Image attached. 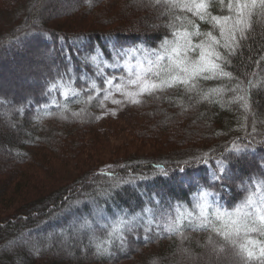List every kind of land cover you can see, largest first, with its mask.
Listing matches in <instances>:
<instances>
[{"label":"trees","instance_id":"trees-1","mask_svg":"<svg viewBox=\"0 0 264 264\" xmlns=\"http://www.w3.org/2000/svg\"><path fill=\"white\" fill-rule=\"evenodd\" d=\"M47 2L0 0V142L7 144L0 153L8 158L0 160V264H204L214 234L188 226L187 219L183 236L165 228L176 208L194 210L202 191L212 193L208 202L225 211L249 194L259 203L264 16L252 18L234 53L216 48L227 61L216 63L230 76L205 79L212 76L206 72L191 90L164 87L128 106L137 115L133 137L151 145L153 155L124 151L102 168L97 154L105 153L99 141L109 88L104 80L118 82L139 70L138 61L146 65V51L173 38L169 17L151 0H78L52 15ZM205 3L210 15H230L229 0ZM177 15L178 28L195 33L198 26L201 35L191 37L193 44L208 32L222 41L207 15L201 20L184 9ZM91 56L103 62L102 75ZM61 77L84 90L79 98L50 91ZM93 80L98 90L89 91ZM120 221L123 229L110 235ZM249 237L264 243L258 233ZM108 239L114 242L110 252L98 253L96 245ZM72 248L77 253L69 257L64 251ZM232 252L229 245L214 256L220 260Z\"/></svg>","mask_w":264,"mask_h":264},{"label":"snow or ice","instance_id":"snow-or-ice-1","mask_svg":"<svg viewBox=\"0 0 264 264\" xmlns=\"http://www.w3.org/2000/svg\"><path fill=\"white\" fill-rule=\"evenodd\" d=\"M151 3L153 6L162 8L161 14L169 17L167 27L170 29L173 38L162 41L158 49L147 50L144 57L146 65L144 62H137V68L140 70L134 74V78L127 80V84L135 85L137 91L124 90V77L120 78L121 83L115 85H113L115 77L105 78L104 80L105 83L120 91L122 95L130 97L131 103H140L137 97L152 94L164 87L184 85L191 90L196 86L193 83L195 78L206 72L211 73L212 76H205V79L214 78L217 75L230 76V73L224 72L220 65L216 63V60L221 59L227 62L226 57L216 51V48L223 47L228 54L234 53L235 49L239 47V41L244 39L246 33L251 29L252 18L257 15L264 16V0H229L228 10L230 15L228 16L210 15L207 12L209 5L205 3V0H199V2L197 0H184V2H180V0H151ZM181 9L189 12L195 11V14L201 20H204L207 15L213 27L219 29L222 41L218 40L211 32H208L203 34L206 37L205 40L193 44L191 37L193 35L199 36L201 33L198 26H196L195 33L189 32L183 27H177V22L182 19L177 15V12ZM135 51H139V49ZM166 57L167 62H165ZM90 63L95 66L97 73L102 75L100 68L103 62L99 61L97 56H91ZM125 67L129 68L127 62ZM73 84L74 81L71 79L65 81L61 77L59 81L51 84L50 91L61 89V94L65 96L66 100L70 95L79 98L84 90H76ZM89 85V91L98 90L99 86L94 80L89 81ZM106 98L107 94L105 95ZM238 99L243 100L244 97H238ZM113 102L120 103V101ZM244 107L247 108L246 102ZM72 115L77 116L79 114L74 112ZM210 195L212 193L202 191L199 201L193 206L194 210L176 208L175 216L171 218L170 223L166 224L165 230L171 233L179 232L183 236L181 228L187 219L188 226L195 224L196 228H202L214 234L209 235L207 240L210 253L222 252L225 247L231 245L241 261L252 260L253 258L264 260V243L249 237V234L253 232L264 236V188L261 190L259 203H257L255 194H249L233 211L221 210L218 206L210 204L208 202ZM209 208L212 209L211 213L208 211ZM148 211L151 212V210ZM84 223L87 224V221ZM128 223L131 224V221ZM124 224V221H120L118 225L112 228L110 235L121 231ZM214 236L221 238L223 245L218 244ZM120 239L123 240V237H120ZM113 243L111 239L105 240L103 244L98 243L96 245L97 252L109 253V246ZM250 245L253 247L258 246V255L249 247ZM182 251L187 252L184 249Z\"/></svg>","mask_w":264,"mask_h":264},{"label":"rangeland","instance_id":"rangeland-1","mask_svg":"<svg viewBox=\"0 0 264 264\" xmlns=\"http://www.w3.org/2000/svg\"><path fill=\"white\" fill-rule=\"evenodd\" d=\"M76 2H78V0H48L47 2L48 15H52L54 13H58L63 10H68ZM31 56L32 58H34L33 56L35 55L32 53ZM36 58L35 60H37ZM136 72L137 71H134L133 74L125 78L124 80V86H125L124 90L125 91L135 92L138 90L135 85L127 84V80L129 78H134V74ZM119 83H121V80L118 82H114L113 80V85L119 84ZM108 87L109 88L106 93L107 98L104 101L106 103L105 105L106 106V112H105L106 118L104 119L103 124L99 127V131H100L99 141H100V144L105 147V153L97 154L99 156L97 157L98 162H101L103 164L102 168L109 166V163H112L113 160H114V163L118 161V158H120V155L124 153V151L132 152L135 150L137 151L140 150L141 154L143 153L151 154L152 152H154L153 151L154 149L149 147L151 145L143 144L141 141H139V139L137 140L136 138L133 137V135L137 131L135 127V123L137 122V115L134 114L135 113L134 108L128 107L133 103H125V102H129L131 98L126 97L125 95H122L121 92L116 90L115 87L113 86L108 85ZM137 98L139 99V97ZM113 101H120V103H114ZM12 109L13 108L11 106L10 110ZM135 118H136V121H135ZM15 124L16 123L13 121V122H10L9 126L14 127ZM111 124L113 125L111 126ZM5 133L8 134L7 132ZM0 148L6 149L7 151V144L0 142ZM113 151H114V156L110 155V153H113ZM0 160L2 162L3 161L7 162L8 158L4 154L0 153ZM20 244H24V243H20ZM24 249L25 251H28L27 248H24ZM67 251H71L69 253L64 251V253L68 255L69 257L74 256L71 253H77V250L73 248ZM80 252L83 253V249L80 250ZM255 253L256 255H258V249L255 250ZM214 255H215L214 253H211L210 257L204 258L205 260L203 261V263L204 264H240V262H242L240 258L233 252L230 253L228 256L223 257L220 260L215 258Z\"/></svg>","mask_w":264,"mask_h":264}]
</instances>
